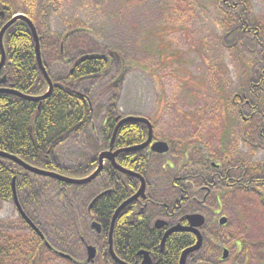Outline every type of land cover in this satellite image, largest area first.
<instances>
[{
  "label": "rangeland",
  "instance_id": "374dc122",
  "mask_svg": "<svg viewBox=\"0 0 264 264\" xmlns=\"http://www.w3.org/2000/svg\"><path fill=\"white\" fill-rule=\"evenodd\" d=\"M0 1L15 14L34 13L46 37L67 35L66 59L88 53L119 54L125 62L123 71L111 65L104 80L77 86L92 94L98 114L96 130L111 96L105 88L118 80L116 113L147 119L154 128L153 138L170 146L166 156L151 158L147 180L155 199L171 203L180 197L170 185L177 179L181 197L189 200L183 211L198 212L207 219L202 230L203 256L209 264H264V185L259 184L264 180V142L256 143L257 137L264 136L260 129L264 128V80L260 78L264 48L254 49L239 30L231 31L215 0ZM245 9L248 26L264 29V0H248ZM241 18L246 20L244 12ZM52 43L47 39L44 48L49 65L59 58L61 46ZM52 73L56 78V69ZM91 137L88 131L63 144L56 150L57 161L71 167L87 160ZM167 161L173 169L166 168ZM218 161L225 170H233L232 177L246 188L222 186L213 191L216 202L211 197V209L199 208L202 183L198 177L207 175L210 164ZM185 177L190 178L188 184ZM36 178L30 180L39 193L33 207L37 220L48 234H56L52 241H61L66 252L83 257V246L67 234V228H80L81 222L74 221L73 214L70 222L71 206H64L68 202L60 198L54 181ZM100 183L82 190L81 195L66 190L71 204L77 209L84 204L85 214ZM214 209L219 215L213 216ZM221 216L227 218L224 227L218 225ZM82 227L87 229L85 221ZM88 230L87 242L101 249L99 238ZM28 234L21 228L13 201L0 200V250L9 249L0 264H26ZM224 248L229 252L226 260L221 259ZM42 259L39 264H71L46 250ZM93 264H104L100 255Z\"/></svg>",
  "mask_w": 264,
  "mask_h": 264
},
{
  "label": "trees",
  "instance_id": "16d2710c",
  "mask_svg": "<svg viewBox=\"0 0 264 264\" xmlns=\"http://www.w3.org/2000/svg\"><path fill=\"white\" fill-rule=\"evenodd\" d=\"M52 2H56V0H48V4ZM215 2L225 17L228 28L231 31L235 32L239 30L241 34L245 35L255 45L254 49L264 48V29L258 26H248L247 24V22H250L247 19L248 16L245 9L248 0H215ZM0 7L5 13V17L3 19L0 18L1 30L15 13L4 2L0 1ZM243 12L246 19L244 21L241 18ZM44 13H42V18H45ZM23 14L32 21L36 28L43 65L53 83V89L49 96L41 102H30L12 94L0 93V152L15 156L34 168L55 170L58 172L57 174L63 176L65 174L70 175H66V177L71 179H84L96 169L97 157L102 151L108 149L115 151L144 142L147 138V127L141 123L131 122L120 126L115 140L111 144L112 134L118 118H122L115 111L117 83H110L108 90H106L108 86L105 88L106 92H111V96L104 110L102 123L98 131L95 126L98 120L97 107L93 101L92 94L88 91L77 89V86L85 81H92L94 83L97 80H104L108 77L111 71L106 72L107 62L87 57L91 53L80 55L75 60L66 59L67 35L64 37L49 35L46 37L44 31L42 32L35 23L34 13L26 11ZM40 25L42 27L45 26L43 23ZM47 39L52 40L54 42L52 43L53 45H61L59 58H54L51 65L45 61L44 48ZM2 45L5 52V61L0 68V82L3 78H5V82L4 84L0 83V88H12V90L28 97L44 95L48 90V84L37 65L34 39L28 25L24 21L13 23L4 33ZM257 45L259 47H256ZM104 55L111 58L114 69L123 70L125 62L119 54L108 52ZM53 68L58 72L56 78L52 73ZM260 78L264 80V69ZM68 80L71 81L69 84H67ZM243 101L241 100L242 105L245 104ZM260 129L264 130V128ZM88 131L92 137L86 148L91 147L92 151L91 156L87 160L71 167H66L57 161L56 150L59 147L71 139L81 137ZM261 142H264L262 134L256 140V143ZM115 161L118 166L142 176L147 183L149 168H151V155L146 150L119 153ZM232 171L223 170L222 173L224 175L221 181L224 182L226 177V181L233 183L232 186L246 188L240 180L233 178L234 175L232 177ZM36 177L14 162L0 157V200L11 201L14 187L16 191L24 192L28 198L31 197L29 203L32 211L38 200L39 193L34 189L35 182L30 179ZM36 179L54 181L60 198H63V202L66 200L68 202L64 206L67 204L71 206V209H69L70 213L67 215V217H70V222L73 214L74 221H79L82 224L85 221L87 224V229H83L80 225V228L77 227V230L81 231L82 229L84 237H86L85 231L88 229L90 233L92 232L90 228L92 220L99 224L102 229L101 237L104 240V247L107 246V233L114 211L122 202L131 197L140 185L137 178L118 172L109 162L104 163L103 169L96 179L82 185H68L42 177H37ZM184 179L186 184H188L190 178L185 177ZM198 179L202 183L201 187L209 185L211 175L208 171L207 175L203 173ZM100 181L101 183L96 187V190L104 189L107 192L95 202L90 215L86 210L84 214V204L78 209L71 204L72 202L69 200L66 190H72L75 194L81 195L80 192L82 190H87V188ZM173 182L177 184L175 188L180 190V183L177 180ZM259 184L264 185V180L259 182ZM179 195L181 197V194ZM90 198L88 204L90 203ZM178 201L181 203H186L187 201L186 205L188 204L187 198L179 199ZM135 203L127 206L120 212L114 224L113 234L114 252L120 260L129 264H133L138 259L133 248L136 247L135 239L131 237V233L127 230V223L125 222V220L128 222L129 217L131 218L132 213L137 210V208L134 209ZM33 213L36 216L34 210ZM70 231L71 229L69 228ZM73 231L75 232V229ZM48 235H53L52 231ZM97 237L100 238V236ZM85 241L87 242L86 238ZM174 241L178 246L179 244H187L188 239L176 237ZM76 242L82 246L80 241L76 240ZM50 243L62 252L71 254V252L65 251V244L61 241L57 240ZM166 243V249L168 245H175L170 244L169 241ZM42 249H36L34 255L27 258V264H39L43 260L44 251ZM8 251L9 249L0 250V259H2L3 255L8 256ZM179 252L172 260L170 258L171 264H177ZM198 254L200 256V264H209V260L208 262L206 261L208 257L205 258L203 256L204 248ZM107 259V264H116L109 257Z\"/></svg>",
  "mask_w": 264,
  "mask_h": 264
},
{
  "label": "flooded vegetation",
  "instance_id": "af4514ba",
  "mask_svg": "<svg viewBox=\"0 0 264 264\" xmlns=\"http://www.w3.org/2000/svg\"><path fill=\"white\" fill-rule=\"evenodd\" d=\"M155 142H162V141H157L152 137V142L150 143V145H148V147L144 149L150 155H151V152H150L151 145ZM168 147L169 149L166 154L158 155V156H166L170 150L169 145ZM166 163H167L166 168L170 166L173 169V165L170 161H167ZM215 165L216 166H212V163L210 164L211 167L209 168V174L211 175V180H209V185H203L199 190L200 196H201V200L197 202L198 204H200L199 208L209 207L211 209V206H212L211 197H213V200L216 202V194L215 192H213L214 190L219 189L222 186L224 187V189L234 187L232 186L233 183L231 181H226V177H225L224 182L221 181V179H223L222 176L224 175L222 171L225 170V168L222 167L223 163L221 161H218V162H215ZM161 169L165 171V166L162 165ZM174 180L176 181L177 179L173 178L171 180V188L174 189L173 190L174 194L183 193L181 187H180V190H177L175 188L177 184L173 182ZM150 188H151V185L149 184V181L147 180L146 190H144V197L143 198L139 197L136 201H133L129 204L131 205L132 203L136 202L134 204V209L137 208V210L132 213V216L131 218L129 217L128 222L127 220H125V222L127 223V226H126L127 230L130 231L131 237L135 239V245L137 247V248L133 247L135 249V255L138 258L136 261H134L133 264H142L144 254L148 255L150 259V264H171L170 258L172 260L174 256L180 251L178 262H177V264H179V259H180L182 252L188 248L193 247L196 244L197 236L190 232H174V233L169 234L166 237L163 246H162V240L166 232H168L173 227H176V226L188 227L189 226V221L187 220L188 215L200 214V213L192 212V213L186 214L183 211V207L186 206V203H181L178 200L185 199L186 198L185 196L178 197L171 203H164V202H160L155 199L152 193L154 190H150ZM137 191L138 190H136L134 194ZM106 192L107 190L102 189V190H96L93 193V195L90 198V203L93 202V205L91 207L88 205L87 208L85 209L89 215L91 214V210L95 202L99 200L101 197H103L105 195L104 193ZM212 192L214 193V195H212ZM21 196H25V193L24 192L21 193L17 191V201H18V205L20 208V211L17 210L18 216H19V222L21 224L22 230L29 233L28 236L25 238L26 239L25 242L28 243L27 246L25 247L30 249L29 250L30 253L28 254L29 257H32L34 255L36 249L39 248L41 250L43 248L42 249L43 251L46 250L49 254H51L54 257L55 256L59 257L61 256L60 254L69 256L70 259L68 258L66 261L70 262L71 264H88L86 262L87 260L86 247L92 244H89L88 242L85 241L84 232L82 231V229L80 231V230H77L78 228H75V232L74 231L72 232V230L69 232V228H67L68 230L67 234L69 235L70 238H77V240L81 242L83 249H84L83 257L79 258L73 253L67 254V253L62 252L56 246L50 243V242H54L52 241V239L56 238V235L53 234L49 236L47 234L45 229L40 225L39 221L37 220L35 214L33 213V210L30 211L32 207L30 206L29 201L26 199L23 200ZM187 200H188V197H187ZM212 213H213V216L219 215V212H217L216 209H214ZM203 217H204V224L198 229L199 233L202 236V245L198 251L191 253L186 257L185 264H191V262L192 264H200V256L198 253L205 246V239H204L205 236L202 230L206 228V224H207L206 217L205 216ZM92 222L94 221L92 220L90 222V225ZM218 225L220 227L225 226V225L219 224V219H218ZM80 226H82V223L80 224ZM109 230H110V226H109ZM109 230L107 233V239H108ZM38 232L42 234L44 239L41 238ZM91 234H94L95 236H100L101 239L99 238V244H102L101 249L99 248L98 244L93 245L96 248V256L94 258V262L100 255L104 264H107L108 263L107 258L109 257L111 260L112 258L107 252V246L104 247L103 245L104 240L101 237L102 236L101 227H100L99 233L93 230ZM113 234H114V226H113L112 237H113ZM176 237L177 238L178 237L187 238L188 239L187 244H182V245L179 244L177 246L174 243L175 242L174 240ZM55 241H57V239ZM168 241L170 242V244H175V245L173 246L168 245V248L166 249L165 246L167 244L166 242ZM113 252H114V249H113ZM114 254L118 258V255L115 252ZM118 259L120 260V258ZM93 263L91 262L90 264H93Z\"/></svg>",
  "mask_w": 264,
  "mask_h": 264
},
{
  "label": "water",
  "instance_id": "95a60500",
  "mask_svg": "<svg viewBox=\"0 0 264 264\" xmlns=\"http://www.w3.org/2000/svg\"><path fill=\"white\" fill-rule=\"evenodd\" d=\"M0 18H4V12L1 11L0 9ZM16 21H24L30 31L31 34L33 36L34 39V43H35V55H36V61H37V65L42 73V75L44 76L47 84H48V92L45 93L43 96L41 97H27L24 96L14 90L11 89H0V93H7V94H12L15 95L19 98H22L26 101H30V102H41L43 100H45L49 94L51 93L52 89H53V84L50 81L46 70L42 64V59H41V55H40V47H39V40H38V35L36 32V29L34 27V25L32 24V22L23 14H16L15 16H13L11 18V20H9L4 26L3 28L0 30V52H1V60H0V68L2 67V65L4 64L5 61V53H4V49L2 46V37L5 33V31ZM89 57L92 58H96V59H101L105 62L108 63V68L107 70L110 69L111 66V59L108 56H104V55H91ZM5 82V79L3 78L1 80V84H3ZM131 122H135V123H141L144 124L147 127L148 133H147V139L144 143H142L141 145L138 146H132V147H128V148H123V149H119L116 150L115 152H112L111 150L106 151V152H102L101 154H99L98 156V160H97V168L96 170L87 178L82 179V180H75V179H71V178H67L65 176L53 173V172H48V171H44L38 168H34L31 167L29 165H26L23 161H21L20 159H18L15 156L9 155L7 153L4 152H0V157L1 158H5L8 159L12 162H14L15 164H17L19 167L23 168L25 171L33 174V175H37V176H42V177H47L56 181H59L61 183L64 184H68V185H82V184H86V183H90L91 181H93L94 179L97 178V176L101 173L102 169H103V165L105 161H108L111 163V165L115 168V170H117L118 172L122 173V174H126L129 176H132L134 178H137L140 182V187L138 189V191L129 199H127L126 201H124L114 212L112 220H111V224H110V230H109V234H108V247H107V252L109 253L110 257L117 263V264H127L124 263L122 261H120L114 254L113 252V240H112V233H113V226L115 223V220L117 218V216L119 215V213L122 211V209H124L127 205H129L131 202L136 201L139 197H144V190H145V181L144 179L138 175L135 174L131 171H128L126 169H123L122 167L118 166L115 162V158L119 153L122 152H134V151H139V150H143L146 147H148V145H150V143L152 142V126L150 124V122L147 119L144 118H140V117H126L122 120H120L117 125L114 128L113 134H112V140H111V144L114 142L116 134L120 128L121 125L125 124V123H131ZM151 152L155 153V154H164L168 152V145L165 142H155L151 145L150 148ZM212 166H215L214 164ZM13 184H14V180H13ZM13 199H14V204L16 205V207L18 208V211H20L19 205H18V201L16 198V192L14 190L13 187ZM92 206V203L90 204V207ZM187 220L189 221V226L188 227H180V226H176L173 227L172 229H170L168 232H166L163 240H162V246L164 244V241L166 239V237L174 232H190L193 233L197 236V242L196 244L191 247L188 248L186 250H184L180 256L179 259V264H185L186 262V257L191 254L194 253L196 251H198L202 245V236L199 233L198 229L204 224V217L201 214H192V215H188L187 216ZM227 219L225 217H221L219 219V224L220 225H224L226 223ZM162 224V223H161ZM92 229H94L95 232L99 233L100 232V227L98 224L96 223H92L91 225ZM39 233V232H38ZM40 234V233H39ZM41 238L44 239V237L40 234ZM86 253H87V262L91 263L93 262L95 256H96V248L93 246H88L86 248ZM61 257H63L64 259H70L69 256L67 255H62ZM228 257V251L226 249L223 250L222 252V259L225 260ZM142 264H150V259L148 257L147 254H144L143 256V262Z\"/></svg>",
  "mask_w": 264,
  "mask_h": 264
}]
</instances>
